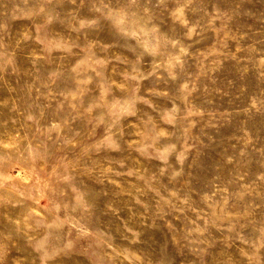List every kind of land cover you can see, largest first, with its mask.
Listing matches in <instances>:
<instances>
[{"label":"rangeland","instance_id":"1","mask_svg":"<svg viewBox=\"0 0 264 264\" xmlns=\"http://www.w3.org/2000/svg\"><path fill=\"white\" fill-rule=\"evenodd\" d=\"M0 264H264V0H0Z\"/></svg>","mask_w":264,"mask_h":264}]
</instances>
